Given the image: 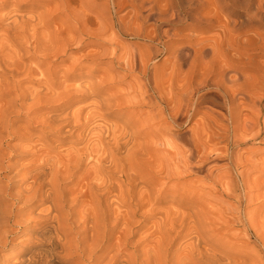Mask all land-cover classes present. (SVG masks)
Returning a JSON list of instances; mask_svg holds the SVG:
<instances>
[{"label": "bare ground", "instance_id": "bare-ground-1", "mask_svg": "<svg viewBox=\"0 0 264 264\" xmlns=\"http://www.w3.org/2000/svg\"><path fill=\"white\" fill-rule=\"evenodd\" d=\"M0 264H264V0H0Z\"/></svg>", "mask_w": 264, "mask_h": 264}, {"label": "rangeland", "instance_id": "rangeland-1", "mask_svg": "<svg viewBox=\"0 0 264 264\" xmlns=\"http://www.w3.org/2000/svg\"><path fill=\"white\" fill-rule=\"evenodd\" d=\"M102 2H103V1H100V3H102ZM124 11H128V10L125 9ZM186 33H189L190 35H192V33L189 32V31H187ZM213 33H214V32H213ZM213 33H211V35H212ZM206 34H207V33H205L204 35H206ZM129 41L140 42L141 44L144 42V41H142V40H137V39H133V38H131V37H126V36L123 37L122 39H120V43H125V42H129ZM88 50H91V48H90V49H85V51H88ZM85 51H80V52L76 53V56H77V57L80 56V55L83 54ZM167 58H168V53L162 51V52L160 53L159 57L157 58L156 63L158 64V66H160L161 68H163V65H164L166 62H168V63L170 62V59L167 60ZM165 60H167V61H165ZM192 123H193V122H192ZM192 123L187 124V125H184V126L178 128V129L176 130V132H177V133H183V132H185L189 127H191ZM259 175H261V173H256L255 177H256V176H259ZM230 201L235 202L234 200H230ZM243 203H245V202H243ZM244 205H245V204H244ZM34 209H36V208L34 207ZM243 210H245V208H243ZM243 213H244V212H243ZM235 229L241 231V230L243 229V227H242V226H236V225H235ZM255 240H256V239L252 237V239H251V243H252V245H254V244H253V241H255ZM23 241H25V237H24L23 235H21V234L18 235V236H17V239H16L15 242L10 243L7 247H5V250L3 251V254H5L6 257H12V256L14 255L15 251L18 250L17 248L20 247L21 242H23ZM256 243L259 244V242H257V241H256ZM13 246H14V247H13Z\"/></svg>", "mask_w": 264, "mask_h": 264}]
</instances>
